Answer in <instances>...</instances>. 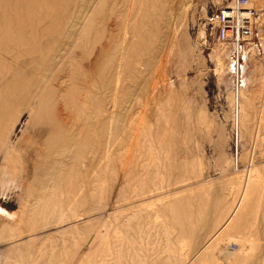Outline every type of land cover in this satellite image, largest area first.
<instances>
[{
    "label": "rangeland",
    "instance_id": "obj_1",
    "mask_svg": "<svg viewBox=\"0 0 264 264\" xmlns=\"http://www.w3.org/2000/svg\"><path fill=\"white\" fill-rule=\"evenodd\" d=\"M250 1L258 14L245 41L241 94L234 47L218 37L217 16L232 0H105L88 48L55 42L58 68L72 62L74 80H52L57 93L46 96L68 106L77 128L87 127L88 143L68 157L58 201L37 202L34 193L25 200L1 172L0 203L26 217L12 229L0 216V264H264V0ZM36 6L23 0L26 25L72 31L67 19L38 23L49 8ZM11 11L0 10L2 24L12 15L17 25ZM84 48L89 59L81 58ZM29 110L20 113L14 141L23 130L32 138Z\"/></svg>",
    "mask_w": 264,
    "mask_h": 264
},
{
    "label": "bare ground",
    "instance_id": "obj_2",
    "mask_svg": "<svg viewBox=\"0 0 264 264\" xmlns=\"http://www.w3.org/2000/svg\"><path fill=\"white\" fill-rule=\"evenodd\" d=\"M12 2H13V0H0V10L2 11L4 9L7 12L8 9H12L11 12L14 14L13 16L15 17V19H17V25L16 26L12 25V23H11L12 22L11 21L12 15H9L7 17V20L3 24L0 22V174H2V173H5V174L8 173L9 174V176H10V178H8V179H10L9 181L14 182L16 187H18L19 191L21 192L20 193L21 195H25V197L22 196V197H24L25 200L27 198L26 194H32V193L35 194V198L37 199V202H39V201L44 202L47 200L50 201L51 199L57 200L56 199L57 198L56 190H57V188H59L58 186L60 185V182L62 181V175H63L64 167L68 165L67 159H68V157L69 158L72 157L73 154L71 155V153H72L74 148H78V146H81V145L84 148V146L87 145V143H88V131H87V127L85 125L84 126L82 125L81 127L77 128L75 126V124H73L70 121V118H71L70 114L71 113L66 108L68 106L63 104V106H66V107H63L60 100H58V102H57L56 99H54V97L50 96V95L53 96L57 93L56 92V86L51 84L52 80H55V82H59V83H61L62 81H67L68 79H66V78H69L71 81L74 80V78L71 77V73L73 75V70L72 69H70L72 71L69 70L71 72L70 74L68 71V69L73 65L72 62H69L70 64H72V65H69L70 66L69 68L67 67V65L65 68H60V69L58 68L60 66L59 63H61V62H57V59H59L60 55L57 54V53H59L58 51L54 50L55 49V42H58L59 40L63 41L65 39V40H68L66 45H69L70 47H73L74 44L77 45V47H78V45L81 44L83 47L88 48V46L90 45V43L92 41V37H91V34L93 33L92 29L95 28L96 25H99V22H100L99 17H100V20H102L101 22H103L102 16H103V12L106 9L105 7L107 5H106L105 0H94V2H92L90 0H24L25 4L28 6H32V3H36V4H38V6H36L37 8L45 7V6H47V8H49L47 10L45 16H42V17L39 15L37 16L39 19V21H37L38 23L39 22L42 23V21L45 19H47L48 21L50 20L51 24H53V23L55 24L59 20L61 22V21L66 20V19L69 22H71L68 25L72 29V31H70V30L65 31L64 29H63V31L62 30H60V31L56 30L55 31V28L50 27L51 25L47 26V25L42 24V26L40 28L38 27V29H37V25L35 23H32V24L28 23L27 24L28 26L31 24L30 27H28L24 23L23 16H22L23 0H15L14 1L15 2L14 7L12 6ZM108 2H109V0H108ZM227 6H231V5H227ZM71 7H73L74 9L77 7L76 11L73 10L74 11L73 14L71 11ZM53 8L57 10V14H55V15H53V13H52ZM41 13H42V11H41ZM25 18H26V16H25ZM112 19H114V18H112ZM110 24L113 25V23H111V22H110ZM64 27H62V28H64ZM66 28H68L67 25H66ZM122 28H123V26H122ZM91 31H92V33H91ZM28 33H30V34H28ZM101 34H102V31L100 29L98 31V35H97V37H99V40H101L103 37ZM47 35H48V37H46ZM44 37H46V38L44 39ZM122 38H123V36H122ZM51 39H53L54 41H52ZM149 40H150V38H149ZM122 42H123V40H122ZM130 43H132V41ZM149 43H151V42H149ZM97 47H99V46H97ZM130 47H132V46H130ZM47 49H48V52H47ZM60 50L62 51V49H60ZM70 50H71V48H70ZM51 51H53L55 53H54V56L49 58L48 55H49V52H51ZM105 51H106V46L103 45L99 54L103 55ZM67 52H70V51H67ZM67 55H68V53H67ZM127 55H128V53H127ZM90 56H91V53L88 49L83 50V52L81 53L82 59H89ZM125 56H126V54H125ZM70 58L72 60H74V56H71ZM61 59L63 60L64 57ZM219 61H220V59H219ZM78 62L80 64V61H78ZM222 65H223V63H222ZM73 67H74V65H73ZM100 67H102V66L100 65ZM95 69H96V67H95ZM92 70H93L92 66L87 65L85 71L86 72H92ZM87 74L88 73H85L84 77H83V81H84L86 86L89 84V79H88ZM74 84H75L74 82H73V84H71L72 87ZM75 85L76 86H74V87L78 88V85L77 84H75ZM144 87H145V84H144ZM47 93H50V95L46 96ZM240 94H241V92H240ZM64 101L65 100H63V102ZM64 103H67V102H64ZM27 109H30L29 111H31V116H32L33 120H32V123H30V125L27 127V129L25 128V130L30 132V130L31 129L33 130V128H34V130H33L34 132L32 131L33 132L32 138L30 137L29 134H23V133H25V131L22 129L23 130L22 131V137H20V140L17 141V139H16V141H14V137L18 132L17 126H19L21 121H22V119L20 120V118H19L20 113H22V110L26 111ZM239 111H240V109H239ZM15 119L17 120V123L15 122ZM89 126H90V124H89ZM24 146H27L26 147L27 149L26 148L24 149ZM77 150L79 151V149H77ZM82 150H84V149H82ZM81 152L82 151H80L79 153H81ZM121 152H123V151H121ZM75 159H76V157H75ZM68 161H70V160H68ZM71 161H72V159H71ZM30 163H33L32 169L29 165ZM145 163L146 162H144V164ZM17 168H22L21 169L22 173H21L20 177H18L19 179L18 178L16 179L17 174H15L16 170L18 173ZM65 171H67V170H65ZM69 172L70 171H67L68 175H69ZM32 176H34L33 178L35 179L34 184H37L36 187L38 189L36 191H34L30 188L29 182H30V178H32ZM66 176L67 175H65V177ZM69 176H71V175H69ZM66 179H67V177H66ZM68 179H72V178L69 177ZM248 182H249V180H248ZM9 184H10V182H9ZM0 185H2V184H0ZM6 186H7V184H6ZM4 187H5V185H4ZM49 187H50V189L54 190V193H52V194L50 193L51 195H48L45 192V190ZM5 193H3V194H5ZM240 198L241 199H239V201L236 204L233 211L228 214V218H227L228 222H230L231 219L235 215L238 214V212L242 206V201H243L242 196ZM53 202H55V201H53ZM68 205H70V204L68 203ZM227 206H226V208H227ZM20 207H21V204H20ZM0 216L3 217L5 220H9V222H11V221L14 222L13 225H15V226L14 227L12 226L11 227L12 229L19 227L23 223V221L26 217L24 211H21V212L16 213V214L11 213L1 203H0ZM227 223H225V224H227ZM223 228H224V226H223ZM116 236H117V234H116ZM25 246H27V245L25 244ZM209 246H211V245H208L207 247H209ZM227 255H229V254H227ZM229 258H232V257H229ZM225 260H228V259H225Z\"/></svg>",
    "mask_w": 264,
    "mask_h": 264
},
{
    "label": "built area",
    "instance_id": "obj_3",
    "mask_svg": "<svg viewBox=\"0 0 264 264\" xmlns=\"http://www.w3.org/2000/svg\"><path fill=\"white\" fill-rule=\"evenodd\" d=\"M230 5H225L217 16L218 37L222 44L229 43L234 47L231 68L237 80L236 94H239L242 89L240 77L246 70L248 55L245 41L253 34L258 13L250 0H232Z\"/></svg>",
    "mask_w": 264,
    "mask_h": 264
}]
</instances>
